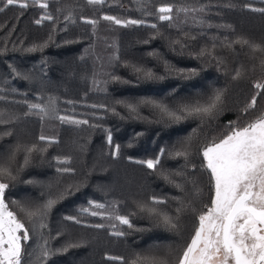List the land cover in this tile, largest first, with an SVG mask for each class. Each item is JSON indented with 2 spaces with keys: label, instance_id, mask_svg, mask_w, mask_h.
Instances as JSON below:
<instances>
[{
  "label": "trees",
  "instance_id": "16d2710c",
  "mask_svg": "<svg viewBox=\"0 0 264 264\" xmlns=\"http://www.w3.org/2000/svg\"><path fill=\"white\" fill-rule=\"evenodd\" d=\"M27 2L23 9L0 0V166H10L16 176L5 178V199L32 236L25 242L24 264H39L44 240L54 253L46 264H131L137 256L175 264L198 227V214L214 195L210 174L202 167V148L223 138L232 124L243 126L264 113V91L254 87L264 83V52L234 43L244 39L264 49V12L252 10L264 8V0ZM167 5L173 19L161 21L158 9ZM48 15L53 19H42ZM104 16L144 23L123 27ZM185 18L197 25L177 27ZM138 69L151 70L156 78L146 79ZM193 69L197 74L188 75ZM217 91L223 92V102L212 116L179 122L148 102L175 109L204 102ZM254 96L255 108L245 113ZM58 116L88 124L62 122ZM185 141L191 145L188 157L176 156ZM34 145L44 151L32 153L25 166V150ZM115 145L119 156L113 155ZM162 149L156 171L136 163L156 159ZM64 159L70 163L59 162ZM64 168L72 171H59ZM153 197L166 204L153 205ZM50 199L56 203L44 218L47 227L37 234L20 209L42 208ZM141 206L178 215V228L165 227ZM81 209L128 216L133 227ZM96 224L105 227L91 226ZM117 230L126 234L111 235ZM69 244L77 246L60 251Z\"/></svg>",
  "mask_w": 264,
  "mask_h": 264
},
{
  "label": "snow or ice",
  "instance_id": "6c2138e0",
  "mask_svg": "<svg viewBox=\"0 0 264 264\" xmlns=\"http://www.w3.org/2000/svg\"><path fill=\"white\" fill-rule=\"evenodd\" d=\"M35 3L36 0H33ZM105 0H88L89 4L101 5ZM7 5H18L20 8L29 7L27 0H6ZM41 8H48L47 2H40ZM258 12H264V8L252 9ZM182 11H184L182 9ZM161 13L159 19L161 21H171L173 19V8L170 5L161 6L158 9ZM42 19H53L50 15ZM104 20L111 21L116 25L128 27L130 25H140V20H121L114 16H104ZM42 20H37L40 24ZM86 23L95 25L97 21L86 20ZM156 28L155 24L151 25ZM179 43V41H176ZM234 43L241 45H249L253 51H262L259 45L249 44V41L238 39ZM230 46V45H229ZM35 48L29 51H35ZM204 54H211L202 52ZM264 65V61L261 62ZM143 73L144 78H156L155 73L151 70L138 69ZM188 75H196L195 69L191 70ZM240 73L237 72L236 78ZM114 79H119L115 77ZM254 87L260 91H264V83H256ZM259 95V92L257 93ZM157 107L163 116H166L173 122H179L188 117L196 116L200 118L212 116L218 110L219 105L223 102V92L217 91L206 101H196L193 103H184L175 109L169 108L166 104H159L155 101H148ZM256 97L254 96L249 105L243 110L245 113L249 108H255ZM31 108L39 109L41 113L47 114V109L39 104L30 105ZM95 107V106H94ZM128 107L135 111L132 105ZM62 122L81 125L88 124L87 120H76L72 117L58 116ZM40 140H48L56 142L52 138L40 136ZM107 142L112 145V134L109 131ZM190 141H185L182 150L175 153L176 156L185 158L189 155ZM19 151V149H17ZM23 163L27 166L30 162L31 155L38 149L35 145L25 150ZM120 146H114L113 155L119 156ZM164 150L160 151V156L156 159H147L136 161L145 165L148 169L157 170L161 164ZM203 161L202 167L210 174L212 187L214 191L210 206L205 205L204 209L198 214V227L190 242L186 244L183 250L176 258L175 264H264V113L251 122L241 126L239 123L232 124L230 131L218 141L213 140L201 150ZM15 159V155L11 157ZM60 163H70V160L64 159ZM59 171L71 172L72 169L64 168ZM8 180H15L16 176L10 166H0V264H24L25 242L32 239L29 228L18 218L17 213L10 210L9 203L6 202L5 193L9 188ZM179 186V185H177ZM17 203V202H13ZM56 200L50 199L42 208L35 210L25 209L21 207V211L25 212L29 221L33 222V228L37 234L40 230L46 228L43 222L48 211L55 205ZM153 205L166 204L165 200L152 198ZM94 208L102 209V204H93ZM142 211H146L149 215L155 216L157 221L169 229L178 228L179 216L169 215L167 212L158 210L156 207L141 206ZM182 209L178 208L179 213ZM82 212L92 216H101L106 219H114L120 225H126L132 228V221L128 216L107 215L98 211H90L89 209H81ZM66 219L81 223L76 217L69 216ZM96 228L105 227L104 224L91 225ZM115 228L116 225H111ZM124 231H113L111 235L123 237ZM47 240L40 245L39 256L37 260L39 264H46L47 259L54 253L48 248ZM75 244H69L60 251H67L69 247H76ZM109 260L123 261V257H107ZM131 264H168L167 261L158 259L154 256H137L131 261Z\"/></svg>",
  "mask_w": 264,
  "mask_h": 264
},
{
  "label": "rangeland",
  "instance_id": "374dc122",
  "mask_svg": "<svg viewBox=\"0 0 264 264\" xmlns=\"http://www.w3.org/2000/svg\"><path fill=\"white\" fill-rule=\"evenodd\" d=\"M196 25H197V23L193 22V19L185 18L184 21L181 24H179L177 27L196 26ZM99 82H100L99 80H96V82H95V88L96 89H98V85L100 84ZM99 90L103 91L104 87H101Z\"/></svg>",
  "mask_w": 264,
  "mask_h": 264
}]
</instances>
